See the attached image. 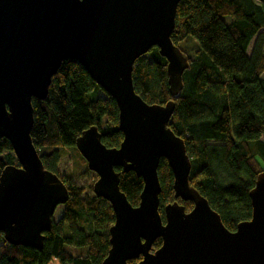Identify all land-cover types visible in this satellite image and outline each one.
I'll return each mask as SVG.
<instances>
[{
	"label": "water",
	"instance_id": "95a60500",
	"mask_svg": "<svg viewBox=\"0 0 264 264\" xmlns=\"http://www.w3.org/2000/svg\"><path fill=\"white\" fill-rule=\"evenodd\" d=\"M179 0H0V137L11 144L15 164L0 171V230L6 242L41 250L54 212L68 199L60 176L46 169L30 132L32 97L44 99L65 59L78 61L118 107L123 139L106 147L93 125L75 146L96 174L92 192L113 210L110 248L102 264H264V170L249 192L251 217L228 230L220 215L189 183L184 140L168 126L173 99L147 103L136 92L133 64L157 47L166 59L168 91L177 97L187 56L171 40ZM160 158L173 174L176 200L159 213ZM142 178L133 206L119 187V172ZM161 245L150 251L156 238Z\"/></svg>",
	"mask_w": 264,
	"mask_h": 264
},
{
	"label": "trees",
	"instance_id": "16d2710c",
	"mask_svg": "<svg viewBox=\"0 0 264 264\" xmlns=\"http://www.w3.org/2000/svg\"><path fill=\"white\" fill-rule=\"evenodd\" d=\"M187 35L196 39L199 50L191 58L180 49L189 66L179 95L172 97L168 91L166 59L155 46L134 61V88L147 103L174 100L168 126L184 140L191 163L189 183L234 231L251 217L249 192L264 170V0H179L171 40L177 45ZM99 90L78 61L65 59L52 75L45 98L32 97L30 135L44 167L60 176L56 167L61 149L75 147L93 180L86 187L76 183L79 173L60 176L68 199L44 232L41 250L10 244L0 230V264H51L53 259L61 264H102L110 248L113 210L92 192L96 174L75 146L81 132L93 125L106 147H118L123 139L116 102L106 93L99 96ZM16 162L10 142L0 137V171ZM115 170L120 190L136 206L142 178L121 167ZM157 172L162 220L164 206L174 200L189 211L193 203L174 196L165 158H160ZM160 245L156 238L151 250Z\"/></svg>",
	"mask_w": 264,
	"mask_h": 264
},
{
	"label": "rangeland",
	"instance_id": "374dc122",
	"mask_svg": "<svg viewBox=\"0 0 264 264\" xmlns=\"http://www.w3.org/2000/svg\"><path fill=\"white\" fill-rule=\"evenodd\" d=\"M228 20V19H227ZM177 46L186 53L188 57H195L197 55V50H199L198 42L191 35H187L183 40L179 41ZM249 48V52H250ZM264 75V73H263ZM99 96H105V92L99 90ZM262 140L264 141V135H262ZM62 157L59 160V163L56 167L60 176H63L65 173H71L75 176L79 173L80 176L76 179V183L85 185L88 187L91 181L93 180L92 176L86 171V167L82 165L80 156L75 150V147H68L61 149ZM80 154V153H79ZM63 206H57L53 219L57 220L62 214ZM51 264H61L57 259H53Z\"/></svg>",
	"mask_w": 264,
	"mask_h": 264
},
{
	"label": "flooded vegetation",
	"instance_id": "af4514ba",
	"mask_svg": "<svg viewBox=\"0 0 264 264\" xmlns=\"http://www.w3.org/2000/svg\"><path fill=\"white\" fill-rule=\"evenodd\" d=\"M158 238H159V237H158ZM160 239H161V238H160ZM151 247H152V246H151ZM155 250H156V249H155ZM155 250H151V249H150L151 252H153V251H155Z\"/></svg>",
	"mask_w": 264,
	"mask_h": 264
},
{
	"label": "built area",
	"instance_id": "2783aa9c",
	"mask_svg": "<svg viewBox=\"0 0 264 264\" xmlns=\"http://www.w3.org/2000/svg\"><path fill=\"white\" fill-rule=\"evenodd\" d=\"M68 264V263H67Z\"/></svg>",
	"mask_w": 264,
	"mask_h": 264
}]
</instances>
